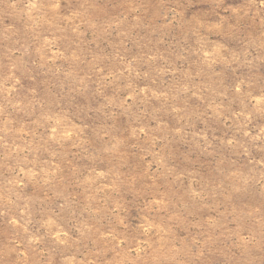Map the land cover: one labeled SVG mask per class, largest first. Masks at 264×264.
I'll list each match as a JSON object with an SVG mask.
<instances>
[{"label": "rangeland", "instance_id": "rangeland-1", "mask_svg": "<svg viewBox=\"0 0 264 264\" xmlns=\"http://www.w3.org/2000/svg\"><path fill=\"white\" fill-rule=\"evenodd\" d=\"M0 264H264V0H0Z\"/></svg>", "mask_w": 264, "mask_h": 264}]
</instances>
